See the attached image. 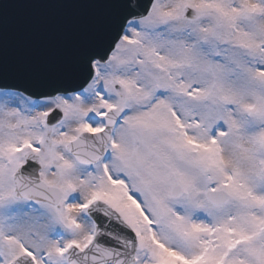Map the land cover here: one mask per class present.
Masks as SVG:
<instances>
[{
    "label": "snow or ice",
    "instance_id": "6c2138e0",
    "mask_svg": "<svg viewBox=\"0 0 264 264\" xmlns=\"http://www.w3.org/2000/svg\"><path fill=\"white\" fill-rule=\"evenodd\" d=\"M23 3L89 22L0 42V264H264V0Z\"/></svg>",
    "mask_w": 264,
    "mask_h": 264
},
{
    "label": "water",
    "instance_id": "95a60500",
    "mask_svg": "<svg viewBox=\"0 0 264 264\" xmlns=\"http://www.w3.org/2000/svg\"><path fill=\"white\" fill-rule=\"evenodd\" d=\"M88 22L84 10L23 3L2 22L0 42L13 64L54 62L68 54Z\"/></svg>",
    "mask_w": 264,
    "mask_h": 264
}]
</instances>
